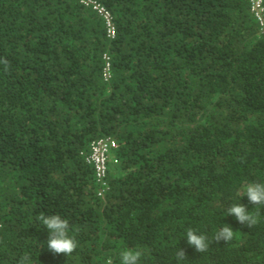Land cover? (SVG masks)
<instances>
[{"label":"trees","instance_id":"1","mask_svg":"<svg viewBox=\"0 0 264 264\" xmlns=\"http://www.w3.org/2000/svg\"><path fill=\"white\" fill-rule=\"evenodd\" d=\"M0 0V264H264L253 228L226 216L242 185L264 182V25L249 0ZM106 61L110 63L105 77ZM111 137L98 196L91 144ZM70 221L71 256L47 250L36 216ZM230 243L206 253L191 227Z\"/></svg>","mask_w":264,"mask_h":264},{"label":"clouds","instance_id":"2","mask_svg":"<svg viewBox=\"0 0 264 264\" xmlns=\"http://www.w3.org/2000/svg\"><path fill=\"white\" fill-rule=\"evenodd\" d=\"M249 8L251 10V2L249 3ZM251 12L254 14L252 10ZM254 17L256 18L255 14ZM0 63H3L5 65V70H7L8 67L7 59L0 61ZM90 152H91V148H90ZM90 152L86 157V161L88 156L90 155ZM87 163L91 165L95 171L94 165L90 164L88 161ZM108 171H109V159H108V169L106 175V188L102 195L99 194L101 185L97 181V176L95 171L96 181L99 185L98 196L102 197L109 189ZM235 195L237 197H240V199L246 196L248 198L249 203L255 205L256 208L254 211L250 212L248 211L245 205L241 203H233L227 208L226 216L229 215L234 216L239 224L247 228H253L256 225H258L261 220L262 209H264V182L246 183L242 185L240 189L237 190ZM36 221L41 223L44 226V228L48 230L49 235L46 245H47V250L50 253L54 255H64L68 257L71 256L73 252L77 249L78 242L76 238L70 234L71 225L68 219L62 218L61 215L59 214L45 215L43 212H41L39 215L36 216ZM235 234L236 231H234L231 226H228V224H225V226H222L215 231L211 241L209 240V237L206 234L201 233L197 229H193L191 227H189L186 230L185 237L187 244L190 247L194 248L196 252L203 254L209 250L210 243L215 242L219 244L221 241H223L228 244L234 240ZM143 256H144V252L142 249L126 248L119 253V264H142ZM187 259H188L187 254L184 249L179 248L175 252L174 260L177 262V264H183V262ZM17 264H33L31 255L28 253L24 254L19 258ZM106 264H113V260L111 257L107 258Z\"/></svg>","mask_w":264,"mask_h":264},{"label":"built area","instance_id":"3","mask_svg":"<svg viewBox=\"0 0 264 264\" xmlns=\"http://www.w3.org/2000/svg\"><path fill=\"white\" fill-rule=\"evenodd\" d=\"M85 5H90L94 10H96L105 20V25L107 28V34L110 37H114L115 35V26L112 21L111 13L101 6L95 0H80ZM251 2V10L254 12L256 18L260 22L261 25H264V0H250ZM110 63L106 61L105 64V77H109ZM116 146V142L111 137H104L94 141L91 144V152L87 158V161L94 165L97 181L101 185V189L99 194L102 195L106 188V175L108 169V159L109 152L113 147Z\"/></svg>","mask_w":264,"mask_h":264}]
</instances>
